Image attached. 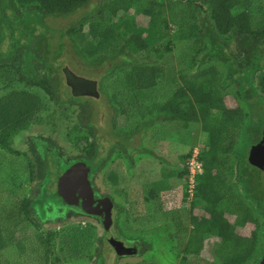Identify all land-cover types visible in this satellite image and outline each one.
<instances>
[{"label":"trees","instance_id":"1","mask_svg":"<svg viewBox=\"0 0 264 264\" xmlns=\"http://www.w3.org/2000/svg\"><path fill=\"white\" fill-rule=\"evenodd\" d=\"M90 2L0 0V82L4 83L2 88L5 89L0 95V150L19 156V151L13 148L15 138L42 119L39 115L48 100L58 107L66 121H71L69 113H76L78 108L76 123H68L66 129L68 142L80 151L71 162L86 163L91 175L97 176L113 161L112 155L120 154L110 151L105 160L98 162V130L92 124L90 106L80 99L81 94H64L63 98L59 78L52 77L58 70L53 65L60 63L66 46L63 39L67 38L75 54L89 67H103L110 62L112 68H107L106 73L116 75L111 85H122L123 90L128 92V95L121 93V99L117 93L113 94L111 101L119 106L113 118L116 127L123 130L129 127L131 133H136L141 130L139 127L145 119V128L161 121L181 122L185 128L198 123L208 137L207 149L198 154L204 176H195L189 208L190 230L183 228L175 211H166L165 203L160 202L165 221H173L175 228L165 224L149 229L147 233L130 231L137 237L128 240L123 226L130 208L115 203L113 215L116 213L119 236L137 245L145 244V250L140 253L143 256L155 248L154 240L161 232H165L167 239L176 244L184 243L183 236L187 235L183 252L173 255V261H178V264H249L257 253L258 261L264 253V213L261 216L257 213L258 207L264 209V172L249 164L245 145L249 142L255 145L261 140L264 124L259 125L256 119H250L246 109L236 100L220 109L212 99H224L227 85L239 74L238 79H234L240 84L236 94L250 106L264 109V74L260 75L258 84L254 80L257 72L264 67L260 65V59L256 60L261 52L264 54L261 49L264 45V24L256 27L252 14L247 10L234 12L240 3L249 5L244 0H167V3L165 0H105L92 12L71 23L55 48L48 36L36 34V25H43L48 17L73 15ZM261 4L259 7L262 9L264 6ZM138 17L146 19L147 25H140ZM7 38L11 40L3 50ZM179 42L195 43L193 66L190 64V70L180 71L181 84L165 101L149 100V95L145 93L158 88L164 80V57ZM232 44L234 51L230 50ZM205 51L208 53L204 54ZM152 57L155 61H151ZM207 58L216 60L217 64L200 67V59L204 61ZM237 60L241 69L235 64ZM223 68L228 73L226 77ZM13 83L24 87H13ZM150 95L153 97V94ZM47 116L50 120L52 115ZM133 118L139 119V122H132ZM117 137L121 138L122 145L130 139L128 135ZM44 142L45 148L50 146L52 149L56 145L54 141H49V144ZM29 143L34 160L25 158L27 154H23L27 181L39 184L40 180H45L48 183L52 169L36 149L37 145L33 141ZM82 143L85 144L83 148ZM123 151L122 159L127 158L129 164L135 162L131 159L132 154L126 149ZM142 152L155 155L150 150L138 151ZM52 153L59 163L60 174L65 167H61L60 156ZM235 154L239 156L237 160ZM192 155V151L180 155L175 170L163 169L162 179L154 184L147 201L158 199L159 192L173 189L171 180L175 179L182 182L183 204L187 202L190 184L188 163ZM20 163L19 160L14 162L15 175L19 172L16 168ZM109 179L118 184L116 172H109ZM95 185L93 181L94 188ZM96 192L101 197L108 196L114 200L109 194ZM48 195L45 189L39 197L24 198L14 204L9 215L0 216V253L8 247V234L3 224V220H7L12 224V233L23 232L22 227L26 225L31 227L34 235L24 238L35 243V258H39L42 252L46 264L84 259L104 264L108 248H113L109 247L104 234L95 235L92 225L85 230L72 228L46 234L40 232L46 217ZM249 228H252L249 235L239 231ZM176 230L181 232V236L174 238ZM148 233L153 235L154 240L145 236ZM143 235L146 238L139 240L138 237ZM17 246L19 254L25 255L24 244ZM221 246L225 249H219ZM204 253L205 256L200 258ZM255 264L258 263L255 261Z\"/></svg>","mask_w":264,"mask_h":264},{"label":"rangeland","instance_id":"2","mask_svg":"<svg viewBox=\"0 0 264 264\" xmlns=\"http://www.w3.org/2000/svg\"><path fill=\"white\" fill-rule=\"evenodd\" d=\"M105 0H91V2L86 5L84 8L77 11L75 14L70 16H53L48 17L43 25H36V34H45L48 38L51 39V42L54 48L60 43L62 35L64 34L67 27L71 23L78 21L86 14L92 12L96 9L102 2ZM167 3V0H165ZM249 2L248 6H242L241 3L237 5L234 9L235 13H240L243 10H247L252 14L253 24L258 27L264 24V8L259 7L257 0H244ZM264 1V0H262ZM260 9V10H259ZM259 10V12H258ZM9 12V11H8ZM138 22L142 26L147 25V20L143 17H138ZM11 39L7 38L3 50L6 49L9 41ZM65 42V51L60 63L53 65L56 70L52 77H58L60 87V93L63 98L64 94L72 95L73 90L71 86H68V80L65 74V70L75 75L79 79V83L91 82L96 83L97 85V94L95 95H85L80 97V99L90 106L92 110V121L97 126L98 138L96 137V142L98 148L100 147V152L98 156V162L105 160L110 151L115 153H120L117 155H112L113 161L107 166L106 170L101 171L97 176H95L94 181L95 191L99 190L102 194H109L114 199V202L122 207L126 206L129 209L127 212L125 223L126 239H134L137 235H134L130 231L138 230L141 233H147L149 229H155L157 226H169L171 229L175 228V225H172L173 221H165L163 214V209L160 202H164V209L166 211H175L177 216L180 218L183 228L190 230V204L193 198L194 184L192 183V172H197L195 159L196 156L205 149H207V134L202 130V126L198 123L190 124L188 128L183 126L181 122L168 121V122H157L151 127H143V122H140L141 128L140 131L136 133H131L130 128L127 130L120 129L116 127V120L113 119L116 116V109L118 105L112 103L113 94L117 93L119 99H121L122 94L126 93L123 90L122 85L112 86L111 83L114 78H116L115 73L113 75H108L106 73L107 68H112V64L108 62L106 66L103 67H89L78 57L74 50L72 49L69 40L64 38ZM195 43L191 42L189 44L176 43L175 48L171 53H167L164 57L163 64L165 65L166 76L164 80L160 82L158 88L154 89L151 92L145 93L149 95V100L152 98L157 99L158 101H165L171 93L175 91L177 87L180 86V71L183 69L190 70V64H192L193 57L195 53ZM261 49L264 50V45L261 46ZM208 50V49H207ZM231 51H234V44L231 45ZM208 53L205 51L204 54ZM201 57H203V55ZM263 55V56H262ZM200 57V58H201ZM151 61H155V57L150 58ZM260 59V65L264 66V54L261 52L256 58ZM199 60V59H197ZM200 67L209 66L212 64H217L216 60L207 58L202 61L200 59ZM194 64V63H193ZM191 65V67L193 66ZM218 64H220L218 62ZM237 68L241 69V63L236 61ZM221 65V64H220ZM61 66V67H60ZM222 66V65H221ZM225 68H223V72ZM64 72V73H63ZM227 71L224 73V77L227 75ZM261 74H264V67L257 72L255 75V83L258 84V79ZM108 75L107 77H105ZM239 74L235 75V80L238 79ZM105 78V79H103ZM231 80L227 85L225 90V98H213L212 102L215 103L217 108L223 109L228 103H232L233 100H236L238 104L243 106L250 119H256L259 125L264 124V109L260 106H250L245 102V100L236 94L240 85L237 81ZM109 80V82H108ZM4 83L0 82V95L5 92L3 89ZM13 87H24V85L18 83H13ZM150 94H153L151 97ZM88 96V97H87ZM47 100V99H46ZM130 109V108H129ZM78 112V108H76ZM76 113H69V117H72L71 121L64 120V116L58 110V107L54 103H50L47 100L44 110L40 113L41 118L49 119L47 115L51 114L48 124L44 122L45 127L43 126H29L25 129L20 135H18L13 144V148L18 150L17 155H8L5 151L0 150V216L1 218L6 217L11 212V209L14 207V204L20 202L24 198H35L39 197L44 184H34L27 181L28 174L25 171V165L23 163L24 156L23 154H31L29 151V146L27 145V138L41 137V135L36 136L37 134H43L46 137H49L51 140L56 142V145L53 148L49 149L46 153L49 160V166L52 169L50 180L48 181L49 188L53 185L55 178L59 175V163L57 158H54L52 161V155H59L62 163V168L66 167L69 162L72 161L75 156H77L80 151L72 146L66 138V129L69 124L76 123ZM137 114V113H136ZM135 114V115H136ZM130 116V115H129ZM113 119V120H112ZM132 122H139V119L133 118ZM69 123V124H68ZM264 126V125H263ZM264 130V129H263ZM117 134V135H116ZM128 135L130 137L129 141L125 145L120 144L121 138L117 136ZM27 136V138H25ZM119 142V143H117ZM83 147L85 144H81ZM250 142L245 145L246 153L249 152L251 148ZM124 149L132 154L131 159H135V162L130 163L125 159H122L124 156ZM140 150H150L154 152V156H150L145 152L138 153ZM133 151V152H132ZM189 151H192L193 155L188 163V169L190 171V184H189V197L187 202L183 204L184 192L182 182L179 180H171L173 189L169 191L159 192V198L147 201L150 198V190L153 188L154 184L160 182L162 179L163 169L168 168L170 171L175 170L178 166V157L182 154H186ZM59 153V154H58ZM61 154V155H60ZM238 154H235V159H238ZM130 159V158H129ZM20 161V166L16 168L19 172L17 175L14 174V162ZM198 160V159H197ZM54 163V164H53ZM194 163V164H193ZM98 165V164H96ZM54 166V167H53ZM24 168V169H23ZM202 169V168H201ZM116 172L118 178V184H114L109 179V172ZM202 174L204 176V170L202 169ZM263 172V171H262ZM264 180V176H263ZM47 184V185H48ZM94 188V187H93ZM97 188V189H96ZM47 190V192H48ZM152 199V198H151ZM116 205V204H115ZM130 206V207H129ZM264 207V204H262ZM116 211V208L114 212ZM113 212V213H114ZM112 219L116 220V213L113 215ZM257 213L261 216L264 213L262 207L257 208ZM3 214V215H2ZM168 215V214H167ZM43 220L40 232L46 234L47 232H59L64 230H70L72 228H79L82 230L87 229L90 225L95 228V235L100 236L104 234L103 220L97 217H86L78 215L74 212H69L63 209H57L52 206L51 203L47 205V212ZM129 217V220H128ZM153 221V223H149ZM169 225H167V223ZM10 221L3 220L4 227L7 230V243L8 247L6 250L0 253V262L3 264H46L43 260V253H40V257L35 258V243L33 241L26 240V237L34 235V231L31 230V227L27 225L24 228L23 232L12 233V224ZM21 228V227H20ZM121 230V229H120ZM128 230V231H127ZM252 228L249 229H240L239 231L243 234H250ZM117 226V235L116 239L122 241L125 247L136 248L138 255H127L119 256L115 253L114 249H109L107 252L106 261L104 264H178V261H173V255L181 254L183 251V246L188 238L187 235L184 237V243L176 244L173 240H168L165 232H161L160 236H157V239L154 240L152 234L148 233L147 238L153 237L155 248L147 253L146 255L141 256L143 250H145V244L140 243L137 245L136 242L127 241L125 238H122L118 234ZM170 233V232H169ZM172 233V232H171ZM144 235L138 237L139 240L143 241L146 238ZM174 238L181 236V232L174 231ZM23 243L25 246V255L19 254L18 244ZM209 244L206 245V248ZM109 247H111L109 245ZM219 249H225L223 246ZM264 250V249H263ZM206 251V250H205ZM207 252V251H206ZM260 253V252H259ZM39 254V253H38ZM36 254V255H38ZM204 254L200 255V258H203ZM259 254L257 253L258 257ZM254 258L249 264H255L257 258ZM95 260L88 261L87 259L80 261H66L59 264H94Z\"/></svg>","mask_w":264,"mask_h":264},{"label":"water","instance_id":"3","mask_svg":"<svg viewBox=\"0 0 264 264\" xmlns=\"http://www.w3.org/2000/svg\"><path fill=\"white\" fill-rule=\"evenodd\" d=\"M186 1V0H182ZM249 164L264 172V133L262 140L251 146ZM90 169L84 162H74L56 179L51 188V198L56 197L68 209H74L78 215L91 217L104 216V237L108 244L119 256L132 254L133 248L125 247L124 243L116 239L117 227L112 219L113 202L106 197L98 200L94 206V192L89 181ZM264 264V256L258 262Z\"/></svg>","mask_w":264,"mask_h":264},{"label":"flooded vegetation","instance_id":"4","mask_svg":"<svg viewBox=\"0 0 264 264\" xmlns=\"http://www.w3.org/2000/svg\"><path fill=\"white\" fill-rule=\"evenodd\" d=\"M258 2H260V3H262L261 5L262 6H264V1H262V0H257ZM247 3H249V2H247ZM242 6H243V3L241 4ZM245 6V5H244ZM247 6V5H246ZM258 12H259V10H258ZM264 18V17H263ZM65 74H66V77H67V79H68V82H69V84H70V86H71V89L73 90V93H75V94H85V95H88V94H90V95H95V94H97V85L98 84H96V83H91V82H83L82 81V83H79L78 81H79V79H77V78H75L76 76L75 75H73V74H71L70 72H68L67 71V69L65 70ZM82 96H84V95H82ZM88 97V96H87ZM39 116H41V115H39ZM42 117V116H41ZM76 119H78V117L76 118ZM46 121V123L48 124V120L47 119H44V118H42L39 122H37V123H34L33 125H31V127H34V126H43V127H45V124H44V122ZM92 121V120H91ZM92 124L97 128V126L93 123V121H92ZM98 129V128H97ZM263 133H264V130H263ZM39 135H41V137L39 136ZM36 136H39V137H33V138H27V136H25V138H27V140H28V148H29V151H30V153L31 154H27V153H25V154H27V157H25V158H29V159H31V160H34V155H33V152H32V149L30 148L31 146H30V141H33L36 145H37V147H36V149L40 152V154H41V156L44 158V159H46L47 161H48V164H49V160L47 159L48 158V156H47V153H45V152H47L49 149H50V146H49V148H45V146H43L44 145V141H46V143L47 144H49V141L51 142H53V140H51L49 137H46L45 135H44V133L43 134H37ZM98 134H97V138H98ZM262 138H263V135H262ZM262 138H261V140H262ZM260 140V141H261ZM259 141V142H260ZM55 142V141H54ZM91 142H94V139L93 138H91ZM258 142V143H259ZM40 143H42V144H40ZM84 147V146H83ZM82 147V148H83ZM100 150V149H99ZM44 153H45V155H44ZM57 156V155H56ZM52 157V159H54V156H51ZM74 162H78V161H73V162H71L70 164H67V166L65 167V169L69 166V165H71V164H73ZM65 169L55 178V181H56V179L65 171ZM94 178H95V175L93 176V175H91V171H90V175H89V181H90V184H91V186H92V189H93V192H94V200H95V202H94V206H96L97 205V202H98V200H100V199H103V198H106V197H108V196H100V194L98 193V192H96L95 191V188H93V181H94ZM38 180H40V179H38ZM47 180H50V176H49V178L47 179ZM55 181H54V183H55ZM54 183H53V185H54ZM39 184H44L45 186H48L49 187V184L45 181V180H43V181H39ZM48 184V185H47ZM52 185V186H53ZM52 186L49 188V190H48V187H43V191L46 189V190H48V192H49V195H48V197H49V201H48V203H51L52 204V206H54L55 208H57V209H63V210H66V211H68L69 210V212H74L75 213V211H74V209H72V210H70V209H68L62 202H60L59 201V199H57L56 197H54V198H52L51 199V188H52ZM43 191H41V192H43ZM108 198H110V197H108ZM110 200L113 202V209H112V213L114 212V207H115V202H114V200H112L111 198H110ZM91 217H97V218H100V219H104V216H102V215H96V216H91ZM115 221V220H114ZM116 223V222H115ZM103 226H104V224H103ZM129 248H132V247H129ZM134 250H133V252H132V254H130V255H133V256H135V255H138V252H137V249L136 248H133ZM264 256V253H263V255L261 256V258L257 261V263L262 259V257Z\"/></svg>","mask_w":264,"mask_h":264},{"label":"built area","instance_id":"5","mask_svg":"<svg viewBox=\"0 0 264 264\" xmlns=\"http://www.w3.org/2000/svg\"><path fill=\"white\" fill-rule=\"evenodd\" d=\"M196 161H197V164H196V169H197V172L195 173L193 169H191V172H192V183L195 185V176L196 175H199V174H202V165H201V162H199L197 159H198V156L195 157ZM194 164V163H193ZM190 181V182H191Z\"/></svg>","mask_w":264,"mask_h":264}]
</instances>
